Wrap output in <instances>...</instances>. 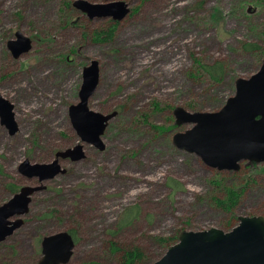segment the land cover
Masks as SVG:
<instances>
[{
	"label": "rangeland",
	"instance_id": "obj_1",
	"mask_svg": "<svg viewBox=\"0 0 264 264\" xmlns=\"http://www.w3.org/2000/svg\"><path fill=\"white\" fill-rule=\"evenodd\" d=\"M74 1L0 0V92L14 103L19 124L10 135L0 121V205L23 186H45L32 195L26 223L0 242V264H38L42 238L62 230L79 238L67 264H123L112 242L122 250L139 246L144 257L136 264H154L175 242L161 238L230 231L239 216H264V163L219 171L172 142L194 125L179 123L176 108L218 111L235 94L236 80L260 69L264 0H124L130 13L117 21L89 18ZM114 23L113 39L92 40L94 31ZM17 31L33 43L15 58L7 44ZM247 43L259 48L246 49ZM194 58L222 63L224 77L198 72ZM92 60L100 63V80L89 106L115 113L102 135L104 150L83 142L69 116ZM77 144L86 157L63 159L64 174L41 182L19 170L27 159L48 163ZM215 180L242 190L232 211L215 205L213 197L224 196ZM132 206L138 216L119 229Z\"/></svg>",
	"mask_w": 264,
	"mask_h": 264
},
{
	"label": "water",
	"instance_id": "obj_2",
	"mask_svg": "<svg viewBox=\"0 0 264 264\" xmlns=\"http://www.w3.org/2000/svg\"><path fill=\"white\" fill-rule=\"evenodd\" d=\"M73 6L89 18L112 17L116 21L124 19L131 9L124 0L104 3L75 0ZM32 43L30 37L17 31L16 39L9 40L7 45L17 58L29 52ZM99 80L100 63L92 60L83 69L79 102L69 107V116L83 142L104 150L102 135L115 113L104 114L89 106ZM174 115L179 123L194 125L175 133L173 145L198 155L209 167L219 171H239L242 162L264 163V60L251 77L236 80L235 94L220 110L190 112L178 107ZM0 121L10 135L18 132L15 105L1 92ZM85 157L84 145L77 144L57 151L55 158L48 163H32L27 159L20 164L19 170L27 177L37 176L43 182L66 173L67 169L61 164L63 159L80 161ZM44 188L42 185L23 186L10 200L0 205V242L26 223L23 216L30 211L32 195ZM75 246V239L67 230L45 235L38 264H67ZM154 264H264V216H239V223L230 231L216 227L183 230L178 241L170 245Z\"/></svg>",
	"mask_w": 264,
	"mask_h": 264
},
{
	"label": "trees",
	"instance_id": "obj_3",
	"mask_svg": "<svg viewBox=\"0 0 264 264\" xmlns=\"http://www.w3.org/2000/svg\"><path fill=\"white\" fill-rule=\"evenodd\" d=\"M67 6H71V2L67 1ZM117 25L114 23L111 25V27L108 28V30H96L92 34V40L97 43H106L109 42V40L113 39L114 32L116 30ZM246 49H257L259 48V45L256 43H247L245 45ZM194 62L199 67L198 72H200V69H203L204 74H208L214 81H220L221 78L224 77V65L220 62H217L213 65L205 64L201 59L194 58ZM200 74V73H199ZM190 75H193L192 72H190ZM176 125H179L177 123ZM246 168L249 167L251 170H254V167L257 166V163L255 162H245ZM241 170V169H240ZM217 187H221L224 190V196L222 198L220 197H213V200L215 202V205L222 210L226 211H232L233 208L237 205L239 202V199L241 198L242 190L239 188V185H232L228 186L225 184H222L221 180H215ZM10 188L16 192L18 191V187L13 186L12 184L9 185ZM176 188V187H175ZM139 210L136 206L129 207L125 213L120 222H118V228H122L124 226H128L132 221L138 216ZM41 218H45L44 216H40ZM70 232V231H69ZM113 233H116L115 231H112ZM75 242L77 243L79 241L78 236L75 234V231L70 232ZM40 237V236H39ZM178 236L170 237V238H161L163 243H168L169 241H174L173 243H176L178 241ZM111 250L113 251H123L121 254L122 263L123 264H136L144 257V252L139 246H134L125 250H122L118 245H116L114 242H112Z\"/></svg>",
	"mask_w": 264,
	"mask_h": 264
},
{
	"label": "flooded vegetation",
	"instance_id": "obj_4",
	"mask_svg": "<svg viewBox=\"0 0 264 264\" xmlns=\"http://www.w3.org/2000/svg\"><path fill=\"white\" fill-rule=\"evenodd\" d=\"M4 126V125H3Z\"/></svg>",
	"mask_w": 264,
	"mask_h": 264
}]
</instances>
